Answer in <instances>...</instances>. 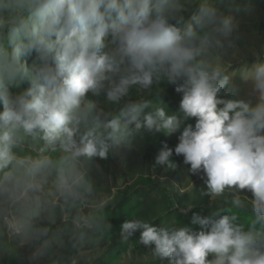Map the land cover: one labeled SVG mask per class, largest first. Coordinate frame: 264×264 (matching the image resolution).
<instances>
[{
	"label": "clouds",
	"instance_id": "9594fccd",
	"mask_svg": "<svg viewBox=\"0 0 264 264\" xmlns=\"http://www.w3.org/2000/svg\"><path fill=\"white\" fill-rule=\"evenodd\" d=\"M237 11V0H0V238L27 245L32 264L97 243L111 225L96 158L179 132L153 168L182 156L203 186L191 179L198 197L181 212L208 197L207 214L132 217L120 238L139 232L159 264H264V38L249 48Z\"/></svg>",
	"mask_w": 264,
	"mask_h": 264
},
{
	"label": "rangeland",
	"instance_id": "374dc122",
	"mask_svg": "<svg viewBox=\"0 0 264 264\" xmlns=\"http://www.w3.org/2000/svg\"><path fill=\"white\" fill-rule=\"evenodd\" d=\"M237 6L240 11L235 12L234 17L244 21L242 28L250 38L247 46H258L264 38V0H237ZM246 7L253 12L250 21L244 11ZM162 96L171 110L178 109L181 97L172 86H165ZM188 123L194 124V119ZM178 136L179 132L171 136L145 133L135 138L134 147L124 150L122 157L110 153L107 159L96 158L97 195L106 202L104 215L111 229L95 244L82 250L68 246L37 264H70L73 257L77 258V264H159L150 250L139 243V232L124 241L120 238L119 229L124 220L132 217L155 218L154 223L159 225L173 220L187 223L192 212L207 214L208 197H204L187 215L181 212L198 197L191 179L196 187L203 186L199 175L190 179L187 174L189 166L183 163L182 156L173 153L171 159L177 164L174 170L164 166L153 168L154 157L162 142L167 141L169 147L174 148ZM30 255L27 245L11 243L6 236L0 238V264H32Z\"/></svg>",
	"mask_w": 264,
	"mask_h": 264
}]
</instances>
